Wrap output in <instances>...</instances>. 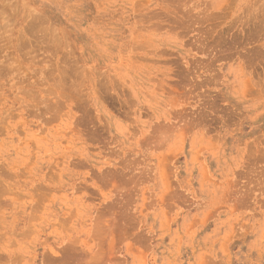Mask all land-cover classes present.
I'll return each instance as SVG.
<instances>
[{
    "label": "rangeland",
    "instance_id": "1",
    "mask_svg": "<svg viewBox=\"0 0 264 264\" xmlns=\"http://www.w3.org/2000/svg\"><path fill=\"white\" fill-rule=\"evenodd\" d=\"M0 2V264H264V0Z\"/></svg>",
    "mask_w": 264,
    "mask_h": 264
},
{
    "label": "bare ground",
    "instance_id": "2",
    "mask_svg": "<svg viewBox=\"0 0 264 264\" xmlns=\"http://www.w3.org/2000/svg\"><path fill=\"white\" fill-rule=\"evenodd\" d=\"M0 4H1V2H0ZM2 4H3V3H2ZM189 4H190V3H189ZM203 5H204V4H203ZM207 6H208V5H207ZM207 6H206V7H207ZM11 7H12V6H11ZM186 8H187V7H186ZM205 9H206V8H205ZM8 10H9V9H8ZM0 15H1V14H0ZM4 28H6V27H4ZM3 30H4V29H3ZM255 30H257V29L255 28ZM34 31H35V30H34ZM42 31L45 32L44 30H42ZM36 33H37V32H36ZM4 34H6V33L4 32ZM41 34H42V33H41ZM253 34H254V33H253ZM2 35H3V34H2ZM202 35H203V34H202ZM7 36H8V33H7V35H6V38H7ZM0 37H1V36H0ZM8 37H9V36H8ZM1 39H2V38H1ZM199 40H200V39H199ZM20 42H21V41H20ZM20 42H19V44H20ZM42 42H43V41H42ZM21 43H22V42H21ZM24 43H25V42H24ZM202 43H203V42H202ZM6 44H7V43H6ZM195 44H196V43H195ZM224 44H225V43H224ZM4 45H5V44H4ZM22 45H23V44H22ZM196 45H197V44H196ZM205 45H206V44H205ZM24 46H25V45H24ZM194 46H195V45H194ZM260 46H261V44H260ZM1 47H2V46H1ZM5 47H7V46H5ZM5 47H4V48H5ZM263 47H264V46H263ZM4 48H3V49H4ZM19 49H21V48H19ZM205 49H206V48H205ZM219 50H220V49H219ZM224 50H226V49H224ZM4 51H5V50H4ZM20 52H21V51H20ZM220 52H221V51H220ZM223 52H224V51H223ZM5 53H6V52H5ZM0 54H1V52H0ZM224 54H225V53H224ZM4 55H5V54H4ZM4 55H3V56H4ZM30 55H31V54H30ZM32 56H33V55H32ZM4 57H5V56H4ZM4 57H3V58H4ZM27 57H28V56H27ZM27 57H26V58H27ZM30 57H31V56H30ZM33 57H34V56H33ZM5 58H6V57H5ZM7 58H8V57H7ZM28 58H29V57H28ZM1 59H2V58H1ZM33 59H34V58H33ZM26 60H28V59H26ZM13 61H14V60H13ZM2 62H3V61H2ZM14 62H15V61H14ZM0 63H1V60H0ZM5 64H6V63H5ZM7 64H8V63H7ZM14 64H16V62L13 63V65H14ZM16 65H17V64H16ZM74 65H75V64H74ZM1 66H2V64H1ZM18 66H19V65H18ZM75 66H76V65H75ZM75 66H74V67H75ZM5 67H6V66H5ZM11 67H12V66H11ZM13 67H14V66H13ZM15 67H16V66H15ZM21 67H22V66H21ZM28 67H29V66H28ZM30 67H31V66H30ZM66 67H67V66H65V68H66ZM0 68H1V67H0ZM3 68H4V64H3ZM18 68H19V67H18ZM24 68H25V67H24ZM67 68H68V67H67ZM12 69H13V68H12ZM16 69H17V68H16ZM21 69H22V68H21ZM31 69H32V68H31ZM31 69H30V71H32ZM37 69H38V68H37ZM75 69H76V68H75ZM77 69H78V68H77ZM0 70H1V69H0ZM10 70H11V69H10ZM13 70H15V69H13ZM25 70H26V69H25ZM33 70H34V69H33ZM64 70H65V69H64ZM1 71H2V70H1ZM25 72H26V71H25ZM44 72H46V71L44 70ZM44 72H43V73H44ZM65 72H66V71H65ZM0 73H1V72H0ZM35 73H36V72H35ZM35 73H34L33 75H35ZM47 73H48V72H47ZM47 73H46V74H47ZM13 74H14V72H13ZM15 74H16V72H15ZM46 74H45V76H46ZM0 75H1V74H0ZM5 75H6V74H5ZM40 75H41V74H40ZM48 75H49V74H48ZM2 76H3V75H2ZM11 76H12V74H11ZM36 76H37V75H36ZM45 76H43V77H44V78H47V77H45ZM66 76H67V74H66ZM72 76H73V73H72ZM72 76H71V77H72ZM9 77H10V75H9ZM38 77H39V76H38ZM50 77H51V76H50ZM68 77H70V75H69ZM68 77H67V78H68ZM71 77H70V78H71ZM76 77H77V76H76ZM51 78H52V77H51ZM57 78H58V77H57ZM57 78H53V79H57ZM9 79H11V78H8V81H9ZM13 79H14V78H13ZM25 79H27V78L25 77ZM41 79H42V78H41ZM47 79H50V78L48 77ZM47 79H46V80H47ZM75 79H76V78H75ZM29 80H30V79H29ZM50 80H51V79H50ZM58 80H59V79H57V81H58ZM62 80H63V79H62ZM80 80H81V79H80ZM24 81H25V80H24ZM26 81H27V83H28V79H27ZM32 81H33V80H32ZM45 82H46V81H45ZM54 82H55V81H54ZM67 82H69V81H67ZM71 82H74L73 85L75 84V81L73 80V78H72V81H71ZM71 82H70L69 86H66V87H67V88L70 87V89L73 90V88H71V87L73 86V85H71V84H72ZM16 83H17V82H16ZM23 83H24V82H23ZM50 83H51V82H50ZM55 83H56V82H55ZM55 83H54V84H55ZM62 83H63V81H62ZM99 83H100V82H99ZM28 84H30V83H28ZM52 84H53V83H52ZM58 84H59V83H58ZM64 84H65V83H63V86H64ZM48 85H49V84H48ZM56 85H57V84H56ZM75 85H76V84H75ZM61 86H62V85H61ZM76 86H78V85H76ZM106 86H107V85H106ZM59 88H60V86H59ZM77 88H78V87H77ZM99 88H100V87H99ZM23 89H24V88H23ZM62 89H63V88H62ZM74 89H75L74 91H79V89L77 90L75 87H74ZM24 90H25V89H24ZM24 90H23L22 92H24ZM30 90L32 91L31 88H30ZM49 90H50V89H49ZM65 90H66V89H65V87H64V91H65ZM33 91H34V90H33ZM64 91H63V92H64ZM67 91H68V90H67ZM70 91H71V90H70ZM70 91H69V92H70ZM72 92H73V91H72ZM75 93H77V92H75ZM75 93H74V94H75ZM78 93H79V92H78ZM28 94H29V93H28ZM34 95H35V93H34ZM31 96H32V95H31ZM37 96H38V95H37ZM77 96H78V95H77ZM31 98H32V97H31ZM31 98H30V99H31ZM35 98H37V97H35ZM81 98H82V97H81ZM42 99H43V97H42ZM79 99H80V97H79ZM32 100H33V99H32ZM34 100H36V99H34ZM37 100H38V99H37ZM37 100H36V101H37ZM44 100H45V99H44ZM40 101H41V100H40ZM45 101H46V100H45ZM81 101H83V100H81ZM84 101H85V100H84ZM38 102H39V101H38ZM40 103H41V105L44 106V104H42V102H40ZM48 103H49V102H47V104H48ZM47 104H45V106H46ZM82 104H83V103H82ZM30 105H32V104H30ZM84 105H85V104H84ZM48 106H51V105L49 104ZM56 106H57V105H56ZM51 107H52V106H51ZM53 108H54V107H53ZM30 109H31V108H30ZM34 109H35V108H34ZM46 109H47V108H46ZM48 109H49V107H48ZM49 110H50V109H49ZM45 111H46V110H45ZM57 111H58V110H57ZM33 112H36V111H33ZM52 112H53V111H52ZM177 112H178V111H177ZM45 113H46V112H45ZM41 116H42V114H41ZM42 117H43V116H42ZM45 117H46V116H45ZM178 117H179V116H178ZM181 117H182V116H181ZM86 118H87V117H86ZM181 119H182V118H181ZM164 123H165V122H164ZM168 129H169V128H168ZM150 137H151V136H150ZM148 144H149V142H148ZM148 144H147V145H148ZM261 155H262V153H261ZM256 156H257V155H256ZM258 156H259V155H258ZM262 157H264V155H262ZM146 159H147V158H146ZM263 159H264V158H263ZM131 162H133V161H131ZM251 162H252V161H251ZM146 164H147V163H146ZM254 164H256V163H254ZM254 164H253V165H254ZM145 166H146V165H145ZM261 167H262V166H261ZM137 168H138V167H137ZM137 168H136V169H137ZM147 169L149 170V168H147ZM131 170H132V167H131ZM255 170H256V169H255ZM139 171H140V170H139ZM132 172H133V170H132ZM137 172H138V170H137ZM258 172H259V171H258ZM129 173H130V172H129ZM141 173H142V172H141ZM249 173H250V172H249ZM132 174H133V173H132ZM134 174H135V173H134ZM252 174H253V173H252ZM108 175H109V174H108ZM139 175H140V174H139ZM141 175H143V174H141ZM108 177H109V176H108ZM110 177H111V176H110ZM138 177H139V176H138ZM140 177H141V176H140ZM131 178H132V177H131ZM260 179H261V178H260ZM138 181H139V179H138ZM141 181H142V180H141ZM0 182H1V181H0ZM256 184H257V183H256ZM238 188H239V187H238ZM263 191H264V190H263ZM260 192H261V189H260ZM260 192H259V193H260ZM251 194H252V193H251ZM262 194H263V193H262ZM252 196H253V195H252ZM246 197H247V196L245 195V198H246ZM247 200H248V199H247ZM249 200H250V199H249ZM243 201H244V199H243ZM122 202H123V201H122ZM244 202H245V201H244ZM120 203H121V202H120ZM124 207H125V206H124ZM130 217H131V216H130ZM46 258H47V257H46Z\"/></svg>",
    "mask_w": 264,
    "mask_h": 264
}]
</instances>
